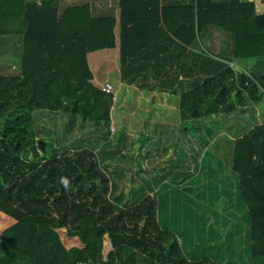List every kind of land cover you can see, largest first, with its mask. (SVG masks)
I'll list each match as a JSON object with an SVG mask.
<instances>
[{
	"label": "trees",
	"instance_id": "16d2710c",
	"mask_svg": "<svg viewBox=\"0 0 264 264\" xmlns=\"http://www.w3.org/2000/svg\"><path fill=\"white\" fill-rule=\"evenodd\" d=\"M60 3L0 0V40L20 36L23 48L20 72L0 73V264H227L188 257L161 224L157 198L126 201L92 144L57 152L49 143L41 153L39 111L110 125L115 101L94 83L88 54L117 46V17L94 16L88 3L60 12ZM119 4L122 81L178 95L182 122L218 124L264 96V66L235 69L201 40L213 25L232 35L235 58L264 59V12L253 0ZM226 137L249 217L246 264H264V119Z\"/></svg>",
	"mask_w": 264,
	"mask_h": 264
},
{
	"label": "rangeland",
	"instance_id": "374dc122",
	"mask_svg": "<svg viewBox=\"0 0 264 264\" xmlns=\"http://www.w3.org/2000/svg\"><path fill=\"white\" fill-rule=\"evenodd\" d=\"M60 1V12L69 3L84 2ZM118 2L111 0L106 12H115ZM212 28L213 34L208 36L210 30H207L201 36L204 50L230 57L228 59L232 58L235 63L241 61L233 56L231 36L222 43L223 51L215 44L223 41L220 34L229 33L216 26ZM22 50L20 36L1 37V74L20 72ZM117 54L112 50L106 55L91 56L94 83L110 81L114 86L110 125L39 111L37 125L41 132L37 146L41 153L46 154L49 143L57 152H62L64 146H70L68 150L73 151L80 143L92 144L107 170L116 174L111 185L118 186V192L123 191L126 201L133 195L139 199L144 193L157 198L161 224L177 235L188 257L205 255L217 261L230 257L225 261L227 264L236 261L246 264L244 247L250 230L249 217L245 205H238V201L243 200L233 185L230 166L233 143L226 136L235 139L253 124L262 122L264 96L254 101L253 106L249 105L247 112L238 108L221 115L218 124L213 118H207L209 128L204 122L185 123L180 118L177 95L149 91L122 81L120 53L117 51ZM104 56L109 60L103 71ZM237 223L241 239L235 233Z\"/></svg>",
	"mask_w": 264,
	"mask_h": 264
},
{
	"label": "crops",
	"instance_id": "0c3cea01",
	"mask_svg": "<svg viewBox=\"0 0 264 264\" xmlns=\"http://www.w3.org/2000/svg\"><path fill=\"white\" fill-rule=\"evenodd\" d=\"M80 1H82V0H80ZM96 1H97V5H98V7L96 6ZM111 0H84V2L83 3H88V4H90V7H91V11H92V14L94 15V16H106V15H114V16H116L117 17V24H116V27H115V32H116V35H117V46L115 47V48H111V49H109V48H107V49H100V50H104L103 52L101 51L100 52V50H96L97 52L96 53H99V54H108L109 53V51H112V50H114L115 52H116V54H117V51L120 53V48H119V34H120V22H119V17H120V4H118V6H117V8H116V10H115V12H106V11H108L109 10V6L111 5V3H109ZM119 1V0H118ZM163 1H165V2H168L169 0H163ZM178 1H189V0H178ZM254 2H255V0H253ZM119 3V2H118ZM77 4H81L80 2H78ZM69 5H71L70 3H69ZM64 10V9H63ZM256 11L258 12V13H262V12H264V8H262V5H261V3H260V8L258 9V8H256ZM212 27H214L213 25H208L207 26V28L204 30V32L205 31H207V30H210V31H208L207 32V35L208 34H213L212 33V31H213V29L214 28H212ZM220 29V28H219ZM222 30V29H221ZM224 31V30H223ZM203 32V33H204ZM202 33V34H203ZM228 33V32H227ZM204 35V34H203ZM202 36V35H201ZM208 36H210V35H208ZM220 36L223 38V41L222 42H218V41H216V43L215 44H217L218 43V46H219V49H220V51H223L224 50V47H222V43L224 42V40H226V39H228L229 40V37L233 40V37H232V35H230V34H220ZM220 37V38H221ZM211 42V41H210ZM233 44H234V40H233ZM193 49H197V46H194V47H192ZM92 52H94V51H92ZM92 52H90L89 54H88V60H89V64H90V67H91V69L93 68V66H92V63H91V58L93 57V56H95V57H98L97 55H96V53H94V54H91ZM108 52V53H107ZM233 52H234V48H233ZM118 55V54H117ZM92 56V57H91ZM100 56V55H99ZM216 56V55H215ZM217 56H219L220 58H224V59H228V58H230V57H226V56H224V55H221V54H217ZM233 56H234V53H233ZM103 58V71H104V69H105V67L107 66V62H108V60H109V58L108 57H102ZM234 58H235V56H234ZM253 59H244V60H242L241 59V61H238V63H235L234 61H232V58H231V61H230V64L235 68V69H245V70H247V69H252V68H254V67H256V66H258V67H260V68H262V66H264V59H262V58H260V59H255V60H253ZM237 66H239V67H237ZM119 70H120V68H119ZM93 71V70H92ZM93 73H95V72H93ZM119 74H120V71H119ZM121 75V74H120ZM94 76H95V74H94ZM109 79V78H108ZM106 81V80H105ZM104 81V82H105ZM102 82V81H101ZM98 83H100V82H98ZM178 96V95H177ZM179 97V96H178ZM178 107H179V105H178ZM233 185H235V188H236V182H235V180H234V183H233ZM235 212H237L236 210H234ZM240 216L243 218L244 216L242 215V214H240ZM242 218H241V220H242ZM238 225H239V223H237V226H236V229H235V231H237L236 233H237V235L239 234V232H238V230H239V228H238ZM238 238H239V236H238ZM246 241L248 242V237L246 238ZM205 256V255H204ZM199 257H202V255L201 256H199ZM199 257H196V258H199ZM215 259V258H214ZM228 259H230V257H226L225 258V260L223 259H221L222 260V262H225V261H227ZM226 263V262H225ZM236 264H238V263H236Z\"/></svg>",
	"mask_w": 264,
	"mask_h": 264
},
{
	"label": "built area",
	"instance_id": "2783aa9c",
	"mask_svg": "<svg viewBox=\"0 0 264 264\" xmlns=\"http://www.w3.org/2000/svg\"><path fill=\"white\" fill-rule=\"evenodd\" d=\"M40 2V1H39ZM41 3V2H40ZM103 90L105 91H114V86L110 81H107L102 84H98ZM79 264H83L82 262H79Z\"/></svg>",
	"mask_w": 264,
	"mask_h": 264
},
{
	"label": "water",
	"instance_id": "95a60500",
	"mask_svg": "<svg viewBox=\"0 0 264 264\" xmlns=\"http://www.w3.org/2000/svg\"><path fill=\"white\" fill-rule=\"evenodd\" d=\"M242 1H246V0H242ZM260 3L262 5V8H264V0H255V4H256V8H260Z\"/></svg>",
	"mask_w": 264,
	"mask_h": 264
},
{
	"label": "clouds",
	"instance_id": "9594fccd",
	"mask_svg": "<svg viewBox=\"0 0 264 264\" xmlns=\"http://www.w3.org/2000/svg\"><path fill=\"white\" fill-rule=\"evenodd\" d=\"M63 183L67 184V181H63Z\"/></svg>",
	"mask_w": 264,
	"mask_h": 264
}]
</instances>
